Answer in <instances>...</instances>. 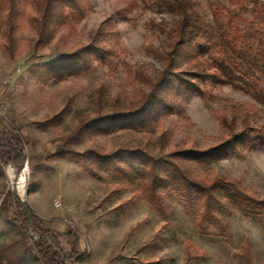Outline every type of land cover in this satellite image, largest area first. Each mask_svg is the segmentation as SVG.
Listing matches in <instances>:
<instances>
[{
	"label": "rangeland",
	"instance_id": "obj_1",
	"mask_svg": "<svg viewBox=\"0 0 264 264\" xmlns=\"http://www.w3.org/2000/svg\"><path fill=\"white\" fill-rule=\"evenodd\" d=\"M199 1L208 25L213 24L210 3L231 7V0ZM244 1V19L239 20V27L262 29L261 20L253 18V7L264 0ZM23 9L14 55L0 33V129H19L28 142L27 160L19 171L13 165L0 168V207L8 192L16 193L29 203L44 226L59 234L60 244L68 252L71 245L64 234L74 231L79 255L73 264H264V205L246 207L224 200L219 213L224 230L218 231L207 222L199 225L200 209L195 201L184 200L170 188L162 190V209L157 210L142 194L140 175L89 169L80 155L89 148L109 153L138 144L156 152L148 144L155 133L134 129L103 133L89 127L65 143V136L82 119L98 116L101 94L107 102L148 88L134 71L158 75L162 63L154 50H161L167 41L159 25L173 22L175 17L149 1L92 0L82 21L57 28L48 44L36 46L35 34L26 20L32 8L24 2ZM99 29L102 44L111 51L105 62L94 60L80 72L64 74L60 79H43L30 70L33 64L46 63L89 44ZM209 38L207 56L211 57L220 43L212 31ZM252 44V54L264 51V41L258 37ZM256 70L264 73V69ZM205 90L203 95L189 91L182 97L183 115L174 112L161 116L162 128L168 129L174 145L200 149L216 146L222 134L217 111L242 102L256 104L250 110V125L264 133V106L250 94L230 84L212 82ZM102 108H107L106 103ZM64 143L76 153L48 156ZM200 172L233 182L254 200H264L263 147L240 148L204 164ZM22 173L23 192L17 187ZM4 230L0 226V243L8 239ZM0 264L10 263L4 258ZM17 264L39 261L27 254Z\"/></svg>",
	"mask_w": 264,
	"mask_h": 264
},
{
	"label": "trees",
	"instance_id": "obj_2",
	"mask_svg": "<svg viewBox=\"0 0 264 264\" xmlns=\"http://www.w3.org/2000/svg\"><path fill=\"white\" fill-rule=\"evenodd\" d=\"M92 0H0V33L6 39V48L14 55L16 29L19 16L27 2L32 11L26 15L27 23L35 34L36 46L48 44L54 31L65 25H74L84 19ZM167 9L174 17L173 22H162L159 27L166 33V45L154 50L162 63L158 75L151 77L144 71L135 70L141 84L137 92L127 98L114 97L110 100L100 96L98 116L82 119L75 129L65 136L70 143L75 137L91 127L103 133L116 129H134L155 133L148 144L120 147L109 153L89 148L80 153L89 169L98 167L123 174L135 173L142 178V194L157 210L162 209V190L173 189L184 200L199 205V225L210 223L224 230L219 213L223 201L231 204L264 205L238 189L233 182L201 174L200 168L220 156L230 155L240 148H264V133L254 128L250 110L256 106L251 102L224 106L217 114L220 117L222 134L220 143L207 149L180 148L173 144L168 129L162 128L161 116L171 113L184 114L182 97L189 91L205 93L208 82L230 84L250 94L252 99L264 106L263 74L264 51L252 54V39L264 41V1L253 7L254 20H261L262 29L242 30L239 20L244 19V0H231L230 8L209 4L212 25L205 21L199 0H144ZM214 32L220 43L216 55L207 56L211 50L206 40ZM89 44L72 52L64 53L43 64H33L30 70L43 79L64 74L78 73L90 66L94 60L105 62L111 51L102 44V31L95 32ZM205 40V41H203ZM210 44V42H209ZM106 103L107 108L102 110ZM56 118H59L57 116ZM58 145L48 156L76 153L72 148ZM28 142L15 127L0 129V168L13 165L19 171L27 160ZM0 226L8 233V239L0 243V262L4 258L17 264L27 254L39 264H73L78 258V236L69 230L65 235L71 245L65 251L59 234L44 226V221L25 200L16 193L8 192L0 207Z\"/></svg>",
	"mask_w": 264,
	"mask_h": 264
},
{
	"label": "bare ground",
	"instance_id": "obj_3",
	"mask_svg": "<svg viewBox=\"0 0 264 264\" xmlns=\"http://www.w3.org/2000/svg\"><path fill=\"white\" fill-rule=\"evenodd\" d=\"M12 172V171H11ZM12 177H14V174L12 172ZM17 187L23 192L25 190V178H24V174L22 173L20 175V178L17 182ZM25 194V193H24Z\"/></svg>",
	"mask_w": 264,
	"mask_h": 264
},
{
	"label": "built area",
	"instance_id": "obj_4",
	"mask_svg": "<svg viewBox=\"0 0 264 264\" xmlns=\"http://www.w3.org/2000/svg\"><path fill=\"white\" fill-rule=\"evenodd\" d=\"M56 205H57V206H59V205H60V202H59V201H57Z\"/></svg>",
	"mask_w": 264,
	"mask_h": 264
}]
</instances>
